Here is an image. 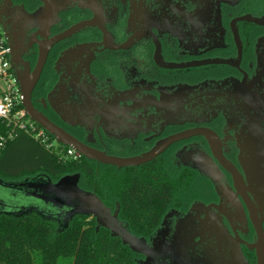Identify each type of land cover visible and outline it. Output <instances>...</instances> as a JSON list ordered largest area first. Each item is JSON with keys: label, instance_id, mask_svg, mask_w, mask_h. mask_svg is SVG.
<instances>
[{"label": "flooded vegetation", "instance_id": "1", "mask_svg": "<svg viewBox=\"0 0 264 264\" xmlns=\"http://www.w3.org/2000/svg\"><path fill=\"white\" fill-rule=\"evenodd\" d=\"M242 17L264 9L253 0H0L11 67L37 112L108 155L162 146L150 162L190 174L158 229L137 236L146 250L128 245L137 264L264 262L253 177L264 22Z\"/></svg>", "mask_w": 264, "mask_h": 264}, {"label": "trees", "instance_id": "2", "mask_svg": "<svg viewBox=\"0 0 264 264\" xmlns=\"http://www.w3.org/2000/svg\"><path fill=\"white\" fill-rule=\"evenodd\" d=\"M253 1L264 9V0ZM8 129L0 120V140ZM67 148L60 142L58 151L48 150L20 131L0 149V182L18 185L14 182L24 177L43 175V181L58 184L76 177L82 191L95 193L109 207L118 203L119 218L132 234L149 237L190 181V174L173 172L163 162L117 169L84 156L70 157ZM26 186L35 198H41L35 193L50 191L34 183ZM52 205L42 214L24 206L6 211L0 201V264H137L138 254L99 226L96 217L85 212L67 217L66 209Z\"/></svg>", "mask_w": 264, "mask_h": 264}, {"label": "water", "instance_id": "3", "mask_svg": "<svg viewBox=\"0 0 264 264\" xmlns=\"http://www.w3.org/2000/svg\"><path fill=\"white\" fill-rule=\"evenodd\" d=\"M255 23L264 22V18L258 17H242ZM22 91L25 95L24 105L28 115L36 121L39 125L45 128L49 133L57 138V140L67 146L73 147L81 156H84L90 160L97 161L101 164L112 165L116 167H129V166H140L146 164L156 158L164 147L155 148L153 151L146 153L142 156L136 157H118L108 155L104 152L94 150L84 143L77 140L70 133L64 130L62 127L56 125L45 115L37 112L31 103V89L25 87V85L18 79ZM261 144L258 148L262 154L258 157V168L253 173L255 182H257L259 196L264 202V129L260 132ZM78 178L70 177L60 181L58 184L51 185L47 183L48 192L37 194L39 197L48 198L49 204L60 206L61 208L66 207L69 210L67 217L73 215L76 212H85L88 214H94L97 216L99 226L109 228L114 235L120 236L124 243L128 244L134 249L144 252L146 249L141 246V238L132 234L128 228L118 219V210L114 213L110 207L106 206L104 202L95 194L88 193L77 189ZM32 183H29V185ZM108 218L109 220L107 221ZM261 239H264V234L260 229ZM141 243V244H140ZM259 264H264L263 257L260 259Z\"/></svg>", "mask_w": 264, "mask_h": 264}, {"label": "built area", "instance_id": "4", "mask_svg": "<svg viewBox=\"0 0 264 264\" xmlns=\"http://www.w3.org/2000/svg\"><path fill=\"white\" fill-rule=\"evenodd\" d=\"M10 49L0 28V120L9 127L7 135L0 140V149L4 143L13 139L20 131H24L36 141L45 145L48 150L58 151L60 142L55 136L51 139L45 128L34 121L27 113L25 95L11 67ZM66 154L75 159L81 155L68 146Z\"/></svg>", "mask_w": 264, "mask_h": 264}, {"label": "rangeland", "instance_id": "5", "mask_svg": "<svg viewBox=\"0 0 264 264\" xmlns=\"http://www.w3.org/2000/svg\"><path fill=\"white\" fill-rule=\"evenodd\" d=\"M43 179H45L43 175H30L14 182L15 184L18 185H6L0 182V201L3 204L7 205L6 207H2V208H4V210L6 211H11L14 210L17 206H21V207L24 206L27 209L40 211L42 214L43 212L47 213L48 211L47 209H52L49 208L48 206L49 205L48 198L31 197L30 195H28V193L32 192L31 188L27 186L25 187V185H28L29 183L46 185L47 182L43 181ZM48 183L54 184L56 182L48 181ZM77 189L82 190L79 187V181L77 183ZM36 202L40 205L38 206L37 204L35 206L34 204H36ZM33 207H35V209ZM36 207L38 209H36ZM113 208H115V205L113 206ZM53 210H55V208H53Z\"/></svg>", "mask_w": 264, "mask_h": 264}]
</instances>
